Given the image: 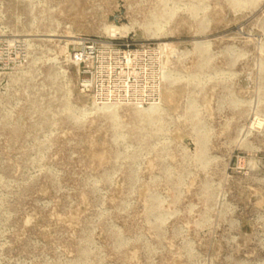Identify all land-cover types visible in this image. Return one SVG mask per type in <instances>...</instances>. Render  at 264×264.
<instances>
[{
	"label": "rangeland",
	"instance_id": "rangeland-1",
	"mask_svg": "<svg viewBox=\"0 0 264 264\" xmlns=\"http://www.w3.org/2000/svg\"><path fill=\"white\" fill-rule=\"evenodd\" d=\"M0 264H264V0H0Z\"/></svg>",
	"mask_w": 264,
	"mask_h": 264
},
{
	"label": "bare ground",
	"instance_id": "bare-ground-1",
	"mask_svg": "<svg viewBox=\"0 0 264 264\" xmlns=\"http://www.w3.org/2000/svg\"><path fill=\"white\" fill-rule=\"evenodd\" d=\"M259 123H260V122L258 121L257 124H259ZM260 124H261V123H260ZM260 124H259V125H260ZM259 125H257V126H259Z\"/></svg>",
	"mask_w": 264,
	"mask_h": 264
}]
</instances>
